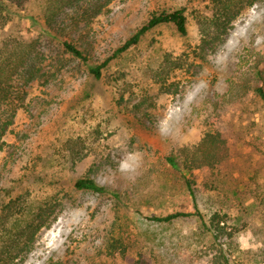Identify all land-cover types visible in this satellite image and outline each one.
<instances>
[{
    "label": "rangeland",
    "instance_id": "obj_1",
    "mask_svg": "<svg viewBox=\"0 0 264 264\" xmlns=\"http://www.w3.org/2000/svg\"><path fill=\"white\" fill-rule=\"evenodd\" d=\"M5 2L0 52L10 57L15 47L9 64H17L21 95L0 103V235L25 215L32 228L47 224L15 264H225L198 217L149 220L195 211L185 177L206 223L220 213L236 231L223 243L228 264H264V102L255 92L264 76V0L209 46L202 25L211 0ZM51 3L58 12L48 20ZM179 8L186 35L155 27L100 79L59 41H80L90 63H100L153 13ZM213 130L229 148L215 170L184 176L167 163ZM84 177L108 192L76 188Z\"/></svg>",
    "mask_w": 264,
    "mask_h": 264
},
{
    "label": "trees",
    "instance_id": "obj_2",
    "mask_svg": "<svg viewBox=\"0 0 264 264\" xmlns=\"http://www.w3.org/2000/svg\"><path fill=\"white\" fill-rule=\"evenodd\" d=\"M262 0H211L213 5L212 17L209 19V22H206L202 25L203 35L205 44L211 45L215 44L216 40L222 39L225 36L230 28L232 27L233 21L239 16V14L246 9L251 7ZM10 5L5 2V0H0V29L6 25L7 13L9 11ZM57 6L54 3H51L48 7L47 18L48 20H53L57 17L56 13L58 12ZM163 24H171L181 35H186L188 33L187 17L185 15V9L179 8L172 11H162L160 13H153L149 20L141 27H139L127 40L126 42L118 47L112 56L106 58L100 63L91 64V57L88 54V49L86 45L80 44V41L76 39L69 38H60L59 41L64 47L65 51L71 55L73 58L80 60L84 63L91 74H93L97 79L102 78L104 69L110 64V62L117 58L122 53L128 51L131 47L137 45L142 37L154 29L157 26ZM8 49L10 57H7L5 53L0 52V103L6 98L10 97L12 100L17 99V102H20V91L17 90L14 84L15 72L17 70V64L10 65L9 61L15 55L13 50L15 47ZM21 61V59H20ZM171 64L169 58L166 57L164 60L163 67L165 65ZM32 74V73H30ZM259 75L262 81V84L256 87L255 92L264 102V76L263 72L259 71ZM29 76V77H28ZM27 76L26 84L34 80L33 75ZM16 100V99H15ZM14 100V101H15ZM140 104H137L139 107ZM12 121L6 123L2 127V131H5L8 127V124H11ZM229 157V148L225 138L222 136L219 130H213L204 135L202 140L198 145L193 148L184 149L182 152L181 160L173 155L166 157L167 163L176 171L181 172L185 176V172H192L194 170H206L211 171L215 170L219 165L224 163ZM185 182L190 192V195L193 197L195 202V211L194 212H176L169 214L167 216H153L149 217V220L157 223H171L176 219L183 217L196 216L201 221L202 224L207 229L216 244L220 246V259H223L228 264V259L223 255V243L224 240L227 241L234 237L236 231L228 230L226 228V221L223 215L220 213H214L209 220V225L206 223L203 215L198 210L196 204V195L194 189V181L190 180L188 177H185ZM76 188L82 190H89L97 193H107L108 190L106 187L99 184L96 180L90 177H84L77 180L75 184ZM9 214L6 218L14 216V210L11 211L9 208ZM24 216V215H23ZM23 223L28 224V221L31 224H36V221H32L28 218L27 215L22 217ZM22 220L16 221L10 226V231L3 232L0 235V264H15L17 257L21 256L22 253H26L31 249L30 244L34 239L35 234L44 226L46 222L40 221L38 225L32 228V225H22ZM14 230H19L15 234L12 232ZM31 233V238L28 239L26 243V232ZM25 240V241H24ZM23 242V243H22ZM52 264H63L62 262L52 261Z\"/></svg>",
    "mask_w": 264,
    "mask_h": 264
}]
</instances>
